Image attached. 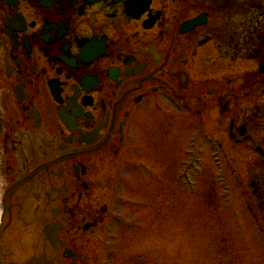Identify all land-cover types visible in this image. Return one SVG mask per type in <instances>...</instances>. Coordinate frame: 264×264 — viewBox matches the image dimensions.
Returning a JSON list of instances; mask_svg holds the SVG:
<instances>
[{
  "label": "flooded vegetation",
  "instance_id": "1",
  "mask_svg": "<svg viewBox=\"0 0 264 264\" xmlns=\"http://www.w3.org/2000/svg\"><path fill=\"white\" fill-rule=\"evenodd\" d=\"M153 114L191 128L194 193L199 176L232 181L264 224V0H0L1 264H90L102 185L128 167L146 207L174 172L181 187L182 154L150 164L149 138L127 152Z\"/></svg>",
  "mask_w": 264,
  "mask_h": 264
},
{
  "label": "rangeland",
  "instance_id": "2",
  "mask_svg": "<svg viewBox=\"0 0 264 264\" xmlns=\"http://www.w3.org/2000/svg\"><path fill=\"white\" fill-rule=\"evenodd\" d=\"M161 118L160 114H153L146 122L149 126H143V135L127 150L128 154L144 157L146 138H149L152 155L146 159L150 164L158 157L155 153L165 160H174L182 154V162H190L189 156L194 150L191 128L173 119L164 125L159 122ZM158 122L160 129L166 130L165 140H157L159 136L154 138L156 130L153 129H157ZM209 152L207 144L199 148L200 154ZM137 163L141 169V159ZM127 169L138 171L136 167L125 169L120 176L126 181L124 187L116 185V189L113 177L102 185H108L100 194L107 209L100 230L86 241L90 264L101 258L103 264H264V233L256 227L260 223L252 218L255 213H249L239 199L242 188L232 192L229 199H222L219 192L224 190L223 182L215 180L212 191L211 181L207 183L205 176L201 181L202 188L198 187V193H194L175 183L174 172L167 178L166 189L160 185L151 188L149 208L145 206L144 187L140 181H133L136 178ZM170 169L177 170L180 166L174 164ZM154 182L152 178V184ZM215 188L219 192L215 193ZM162 200L165 201L163 208L160 207ZM80 235L73 230L72 240L80 241ZM82 244L77 245V249L82 248Z\"/></svg>",
  "mask_w": 264,
  "mask_h": 264
},
{
  "label": "water",
  "instance_id": "3",
  "mask_svg": "<svg viewBox=\"0 0 264 264\" xmlns=\"http://www.w3.org/2000/svg\"><path fill=\"white\" fill-rule=\"evenodd\" d=\"M46 231L48 232L47 236L48 239L54 244L56 241V230H55V226L53 227H47Z\"/></svg>",
  "mask_w": 264,
  "mask_h": 264
}]
</instances>
